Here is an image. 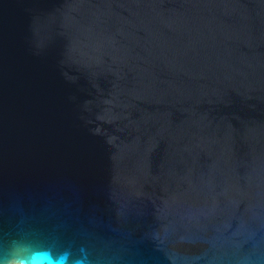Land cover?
<instances>
[{
    "label": "water",
    "instance_id": "water-1",
    "mask_svg": "<svg viewBox=\"0 0 264 264\" xmlns=\"http://www.w3.org/2000/svg\"><path fill=\"white\" fill-rule=\"evenodd\" d=\"M264 264V0H0V253Z\"/></svg>",
    "mask_w": 264,
    "mask_h": 264
},
{
    "label": "clouds",
    "instance_id": "clouds-1",
    "mask_svg": "<svg viewBox=\"0 0 264 264\" xmlns=\"http://www.w3.org/2000/svg\"><path fill=\"white\" fill-rule=\"evenodd\" d=\"M0 264H91V260L84 248L73 251L19 241L0 253Z\"/></svg>",
    "mask_w": 264,
    "mask_h": 264
}]
</instances>
